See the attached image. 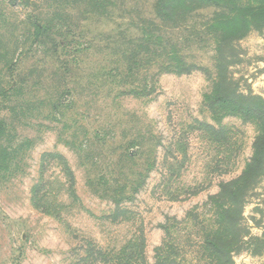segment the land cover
<instances>
[{
	"label": "rangeland",
	"instance_id": "rangeland-1",
	"mask_svg": "<svg viewBox=\"0 0 264 264\" xmlns=\"http://www.w3.org/2000/svg\"><path fill=\"white\" fill-rule=\"evenodd\" d=\"M152 10L116 0L103 17L78 0H0V264H90V242L118 255L131 241L139 264H156L158 247L209 264L211 198L242 172L257 126L206 99L219 70L204 28L214 8L139 50ZM224 50L228 89L264 99V23ZM38 184L58 215L36 207ZM249 186L235 261L264 250V176Z\"/></svg>",
	"mask_w": 264,
	"mask_h": 264
},
{
	"label": "trees",
	"instance_id": "trees-1",
	"mask_svg": "<svg viewBox=\"0 0 264 264\" xmlns=\"http://www.w3.org/2000/svg\"><path fill=\"white\" fill-rule=\"evenodd\" d=\"M9 1L17 2L18 0ZM60 1L65 3L67 0ZM78 1L86 3L91 12L100 13L103 17L112 13L116 2V0ZM208 7L214 8V12L212 15L206 16L204 28L216 43L215 58L219 63L217 64L219 70L213 80V92L206 96L210 102L209 107L213 112H216L217 108L225 109L227 114L237 115L243 122H251L257 126V134L252 145L253 152L242 172L235 178L221 182L219 191L211 198L214 216L211 224L213 231L207 232L202 240L209 264H237L233 254L238 249L240 238L246 237L241 234L240 228L244 221L247 191L251 183L264 176V99L245 97L230 91L225 75L222 73L224 69L220 61H224L225 44L244 37L256 22L264 23V0H153L152 14L149 15V18H145L149 21L148 24L141 25L143 28L138 27V30L144 32L143 38L139 40L142 43L138 49L143 50V44L154 41L157 45H161L164 43L163 41L165 43L173 42L174 37L170 34H175L181 28L186 27L193 20L192 15L202 16L204 14L202 9ZM56 11L60 12V9ZM193 34L195 36V33ZM169 47L172 49L173 43ZM168 55L178 64V68L182 67L181 70L188 71L192 67L179 57L181 54L178 50H172L168 52ZM3 127V123L0 122V136L4 131ZM3 150L5 151V149ZM0 167L2 166L0 165ZM141 183H145V181L138 182L136 187ZM44 186L38 184L35 187L33 200L37 199V202L34 203L43 212L52 214L51 211H57L58 215L61 207L57 209V205L50 201L51 196L49 195L51 194ZM132 189L133 187L130 190ZM127 190V187L124 188L125 192ZM126 200L128 197L114 199V203L119 207L118 214L127 212L121 206L122 202ZM202 226L206 227V223H203ZM136 238L144 245V238L142 240L141 236ZM133 244V241L127 243L122 249V253L115 255L114 250L105 251L107 249L90 242L86 248V256L82 260L84 262L91 261L90 264H139V260H144L145 256L141 248L138 252ZM165 256L163 248L158 247L156 264H187L186 261L165 259Z\"/></svg>",
	"mask_w": 264,
	"mask_h": 264
},
{
	"label": "crops",
	"instance_id": "crops-1",
	"mask_svg": "<svg viewBox=\"0 0 264 264\" xmlns=\"http://www.w3.org/2000/svg\"><path fill=\"white\" fill-rule=\"evenodd\" d=\"M258 237H263L264 233L259 232ZM237 264H264V250L262 252L252 251L239 255L236 258Z\"/></svg>",
	"mask_w": 264,
	"mask_h": 264
}]
</instances>
